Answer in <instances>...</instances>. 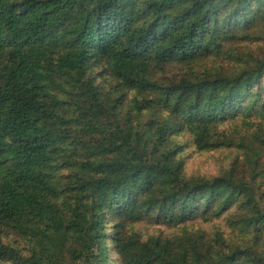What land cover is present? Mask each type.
I'll return each mask as SVG.
<instances>
[{
	"label": "trees",
	"instance_id": "obj_1",
	"mask_svg": "<svg viewBox=\"0 0 264 264\" xmlns=\"http://www.w3.org/2000/svg\"><path fill=\"white\" fill-rule=\"evenodd\" d=\"M111 254L264 264V0H0V264Z\"/></svg>",
	"mask_w": 264,
	"mask_h": 264
},
{
	"label": "rangeland",
	"instance_id": "obj_2",
	"mask_svg": "<svg viewBox=\"0 0 264 264\" xmlns=\"http://www.w3.org/2000/svg\"><path fill=\"white\" fill-rule=\"evenodd\" d=\"M178 68H171L169 74L179 72ZM187 137L182 138L183 142H187ZM239 157L238 152L235 149L219 150L215 152L201 153L197 149L189 148L187 151V173L188 175H201V176H215L219 171L229 166L233 160ZM215 227H220L230 234V230L226 227L224 219L216 220L213 223H203L201 221L196 222L193 228L204 229L208 232H212ZM144 233L158 234L160 232L166 235L174 234L176 231L168 229L166 227H153L149 224H141L138 227ZM111 259L115 264H118V258L111 254Z\"/></svg>",
	"mask_w": 264,
	"mask_h": 264
}]
</instances>
